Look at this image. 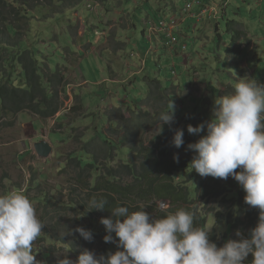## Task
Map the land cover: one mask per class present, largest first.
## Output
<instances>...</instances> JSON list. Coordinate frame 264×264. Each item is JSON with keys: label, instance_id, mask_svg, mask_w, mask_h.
Segmentation results:
<instances>
[{"label": "trees", "instance_id": "16d2710c", "mask_svg": "<svg viewBox=\"0 0 264 264\" xmlns=\"http://www.w3.org/2000/svg\"><path fill=\"white\" fill-rule=\"evenodd\" d=\"M85 1L0 0V118L13 120L6 123V126H13L17 116L24 112L37 116L42 122L52 120L65 105L61 96L64 94L68 98V68L64 64L55 66L48 55V47L53 45L59 48L57 44L63 38L57 32L62 25L73 26L70 10L77 7L79 12L85 11ZM145 1L149 3V0ZM154 1L158 4V18L155 22L166 19L165 14H162V5L172 9L174 4H193L192 0ZM223 1L225 3L221 4V13L219 9L208 7L207 4H200L194 12L193 6L190 20L199 24L215 22L220 48L223 42L220 26L222 22L226 23V33L231 36L226 58L241 73L240 65L243 61L246 60L253 67L260 54L256 53L249 58V53L245 49V53L242 51L239 44L246 36L243 29H236L239 27L236 21L226 19L229 0ZM262 6L264 10V0L261 8ZM204 11L208 12L207 15L202 22H198L197 17ZM252 13L251 22L260 29L264 24V14H256L255 11ZM54 22H57V32L53 27ZM201 30L202 28L195 29L198 36H203ZM185 33L189 35V31ZM255 33L259 35V32ZM68 36L72 40L69 32ZM63 42L67 49L70 48L65 39ZM60 50L65 54L64 47ZM70 52L75 53L72 50ZM262 52L264 56V50ZM64 57L67 58V55ZM206 60L209 62L212 59ZM208 62H201L200 68L190 70L192 75L199 74L200 78L209 76L206 66ZM258 63L263 64L264 58H260ZM216 68L217 66L213 69ZM172 73L177 76L176 81L180 76L184 77L182 69L178 71V67ZM137 77L139 75L134 77L135 84L140 83ZM143 80L148 88L146 101L135 99L134 103L125 108L114 106L106 113L108 122L117 126L115 130L110 128L107 132H100L96 127L94 135L88 140H84L85 137L73 138L79 142L80 150L70 153L60 169V172L70 176L66 182L70 192L68 196H64L66 201L63 195L52 198L42 191L40 196L29 197L37 182L35 177L23 192L31 202H38L36 213H41L39 219L45 225L33 244L34 254L40 264H58L65 256L75 260L84 249L94 251L97 255L117 251L115 244L104 242L107 232L100 223L101 218L112 217L111 209L117 205L127 206L130 211L144 209L150 216L156 217L163 215L157 210L161 201L167 202L169 210L173 212L179 208L190 210L194 213L195 225L207 230L210 240L218 247L229 239H237V230L247 238L250 230L257 226L259 209L244 203L245 192L233 178L224 180L211 176L201 177L188 167L194 153L187 149V145L207 135L206 125L212 119L214 99L232 92L233 86L225 84L226 79L222 75L215 81L210 79L211 97L207 102L205 99L188 98L194 107L185 112L186 125L183 126L176 108L179 101L176 90L180 91L179 95L185 90L182 83L178 81L170 85L156 76H146ZM223 86L228 89L224 91ZM74 95L79 97L76 92ZM171 99L175 105L174 123L171 126L163 125L162 133L148 141L146 136L157 128L159 115L168 110V101ZM78 101L81 104L71 109L76 114L84 111L83 104L86 103L82 97ZM201 123L205 124V129L200 135L188 133V125L195 127ZM58 126L63 127L62 123ZM177 129L184 130L185 143L180 148L171 144ZM177 155L178 161L174 159ZM35 186L40 192L39 186ZM14 189L20 191L22 186H14ZM7 193V187L1 186L0 195ZM93 196L108 201L104 211L89 208L88 204ZM216 203H221L220 210L216 209ZM212 204L214 207H211ZM77 227L91 230L93 240L85 241L79 233L70 234ZM252 259L249 255L245 264H251Z\"/></svg>", "mask_w": 264, "mask_h": 264}, {"label": "rangeland", "instance_id": "374dc122", "mask_svg": "<svg viewBox=\"0 0 264 264\" xmlns=\"http://www.w3.org/2000/svg\"><path fill=\"white\" fill-rule=\"evenodd\" d=\"M92 1H95L91 2L93 10L87 6L83 12V7L81 12L77 7L70 10L73 26L62 25L57 32V22L53 23L55 32L65 39L70 47L67 49L63 39L59 40L57 45L60 49L64 47L65 54L53 45L48 47V55L55 66L64 64L68 68V98L62 94L65 105L61 111L52 120L44 122L37 116L24 112L17 116L13 126H6V123L13 121L11 118H0V187H7L9 192L15 191L14 186H22L24 192L35 177V185L41 190L39 192L34 185L29 197L40 196L41 191L52 198L68 196L70 192L66 182L70 176L60 172V169L70 153L80 150L79 142L73 138L85 137L84 140H88L94 135L96 127L100 132H107L110 128L115 130L117 126L108 122L106 113L114 106L125 108L134 103L135 99L146 101L148 88L143 80L146 76H156L170 85L178 81L182 83L185 90L181 95L180 91L176 90L179 96L176 108L179 110L178 116L183 126L186 125L185 112L194 107L188 98L205 99L207 102L211 97L210 79L215 81L222 75L226 79L225 84L234 86L239 78L249 77L264 84V63H258L260 58H264V24L259 29L253 25L250 18L252 11L264 14L263 6L261 8L263 0H229L226 7V19L236 21L239 26L236 29H243L246 36L239 44L242 51L245 49L249 58L256 53L260 54L253 67L244 60L240 65L241 73L232 67L226 58V49L230 48L231 44V36L226 33V23L222 22L220 26V35L223 36L220 48L215 22L206 21L199 24L190 20V14L182 12L187 4H174L172 9L162 5V14H165L166 19L156 23L158 4L154 0H149V3L145 0ZM194 2L195 0H192L191 3ZM202 2L208 7L219 9L220 13L221 4L225 3L223 0ZM197 8L194 7V12ZM260 17L263 18L261 15ZM163 21L169 26L178 27L174 35L177 42L174 45L168 44L165 38L163 41L161 36H164L155 31L154 25L159 26ZM195 26L197 30L202 28L200 32L203 36H198ZM152 27L153 32L150 30ZM188 31L189 35L185 33ZM68 32L72 40L69 39ZM185 47L186 51L183 50ZM64 55H67V58ZM207 58L212 60L208 62ZM201 62H208L206 66L210 72L209 76L200 78L199 74L192 75L190 72L200 68ZM176 66L178 71L182 69L184 75L180 76L178 81L175 73L171 74ZM216 66L219 69H213ZM138 75L140 83L135 84L134 77ZM223 89L225 91L228 88L223 86ZM75 92L79 97L74 95ZM80 97L86 102L83 104L84 111L79 114L71 112L73 106L81 104L78 101ZM28 123L32 125L29 126ZM59 123H62V128L58 126ZM162 130V127H157L146 139L151 141L160 135ZM44 139L53 144L54 148L53 155L48 158L39 157L34 149V143ZM56 150L61 156L57 155ZM32 204L37 210L38 202L33 201ZM216 205V209L220 210L221 203ZM211 207H214V204ZM36 214L38 218L41 215L39 212Z\"/></svg>", "mask_w": 264, "mask_h": 264}, {"label": "clouds", "instance_id": "9594fccd", "mask_svg": "<svg viewBox=\"0 0 264 264\" xmlns=\"http://www.w3.org/2000/svg\"><path fill=\"white\" fill-rule=\"evenodd\" d=\"M91 2L95 1L86 0L84 7L93 10ZM174 121L171 99L168 110L160 113L157 127L171 126ZM206 126L207 135L187 145L194 153L188 167L201 177H231L239 184L245 192L244 203L259 209L257 226L247 238L237 230V239L218 247L207 230L195 225L190 210L173 212L161 201L157 210L163 215L156 217L144 209L130 211L117 205L111 209L112 217L101 218L100 223L107 232L104 242L115 244L118 250L97 255L84 249L75 260L65 256L58 264H245L249 255L251 264H264V84L239 78L232 92L214 99L212 119ZM204 129V123L187 127L189 134L197 136ZM183 137L184 130L177 129L171 144L180 148ZM174 159L178 161L179 156ZM107 203L93 196L88 206L104 211ZM44 227L22 190L0 195V264H40L33 244ZM74 233L85 241L93 240L92 231L83 227L70 234Z\"/></svg>", "mask_w": 264, "mask_h": 264}, {"label": "built area", "instance_id": "2783aa9c", "mask_svg": "<svg viewBox=\"0 0 264 264\" xmlns=\"http://www.w3.org/2000/svg\"><path fill=\"white\" fill-rule=\"evenodd\" d=\"M193 6L195 7L200 6V0H195V2L191 5H188L183 12L189 13L190 14L189 16L191 17V10ZM207 13H208L207 11L202 12V14L197 17L198 22H202L204 16H206ZM175 20L178 21L176 18ZM154 27H155V31L163 35L166 41H168L170 45H174V43L177 42L176 37H174V35H175V32L178 30V27L173 26V25L169 26V24H167L165 21L161 22L159 26L154 25ZM150 30L153 32V27L150 28ZM185 49L186 47L184 48V50Z\"/></svg>", "mask_w": 264, "mask_h": 264}, {"label": "water", "instance_id": "95a60500", "mask_svg": "<svg viewBox=\"0 0 264 264\" xmlns=\"http://www.w3.org/2000/svg\"><path fill=\"white\" fill-rule=\"evenodd\" d=\"M35 152L39 157L48 158L52 156L54 148L52 144L47 140H42L34 145Z\"/></svg>", "mask_w": 264, "mask_h": 264}, {"label": "crops", "instance_id": "0c3cea01", "mask_svg": "<svg viewBox=\"0 0 264 264\" xmlns=\"http://www.w3.org/2000/svg\"><path fill=\"white\" fill-rule=\"evenodd\" d=\"M161 39H162L163 41H165V40H164V37H162V36H161ZM165 43H166V42H165ZM27 125L31 126L32 123H28ZM33 127H34V125H33ZM34 129H35V128H34Z\"/></svg>", "mask_w": 264, "mask_h": 264}, {"label": "bare ground", "instance_id": "6f19581e", "mask_svg": "<svg viewBox=\"0 0 264 264\" xmlns=\"http://www.w3.org/2000/svg\"><path fill=\"white\" fill-rule=\"evenodd\" d=\"M200 4H201V5H205L202 1H200ZM253 210H254V209H253Z\"/></svg>", "mask_w": 264, "mask_h": 264}]
</instances>
